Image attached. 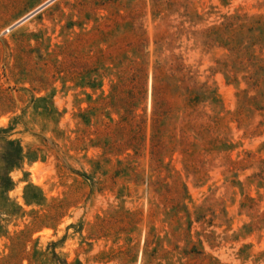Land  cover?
Returning <instances> with one entry per match:
<instances>
[{
  "label": "rangeland",
  "instance_id": "obj_1",
  "mask_svg": "<svg viewBox=\"0 0 264 264\" xmlns=\"http://www.w3.org/2000/svg\"><path fill=\"white\" fill-rule=\"evenodd\" d=\"M0 264H264V0H0Z\"/></svg>",
  "mask_w": 264,
  "mask_h": 264
},
{
  "label": "bare ground",
  "instance_id": "obj_2",
  "mask_svg": "<svg viewBox=\"0 0 264 264\" xmlns=\"http://www.w3.org/2000/svg\"><path fill=\"white\" fill-rule=\"evenodd\" d=\"M10 31V29H6V32H9Z\"/></svg>",
  "mask_w": 264,
  "mask_h": 264
}]
</instances>
